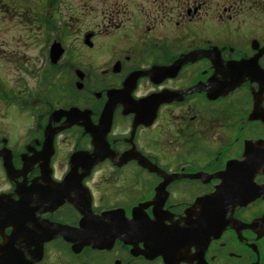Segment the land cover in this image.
Masks as SVG:
<instances>
[{
  "label": "flooded vegetation",
  "instance_id": "flooded-vegetation-1",
  "mask_svg": "<svg viewBox=\"0 0 264 264\" xmlns=\"http://www.w3.org/2000/svg\"><path fill=\"white\" fill-rule=\"evenodd\" d=\"M134 2L113 8L110 39L85 32L97 52L78 65L50 40L66 51L58 63L45 54L46 102L30 103L27 125H0V248L16 255L6 264H264V0ZM128 13H143V32ZM62 64L73 75L58 86ZM35 93L0 85V104L22 110ZM113 211L140 219L146 239L76 252L74 229Z\"/></svg>",
  "mask_w": 264,
  "mask_h": 264
},
{
  "label": "rangeland",
  "instance_id": "rangeland-1",
  "mask_svg": "<svg viewBox=\"0 0 264 264\" xmlns=\"http://www.w3.org/2000/svg\"><path fill=\"white\" fill-rule=\"evenodd\" d=\"M121 0H55V5L59 11L52 13L46 6L47 0H42V13L47 19H51L50 29L46 26H37L35 15L30 7L35 6L34 0H0V85L10 88L19 86L20 88L36 92L26 98L28 103L22 110L11 105L8 109L0 104V125L5 122L28 120V107L34 99H43L46 102V95L42 92L43 85L40 84L45 74L52 70L50 63L45 62V56L49 48V41L54 38L63 40L66 44L67 54L62 59L63 62L72 59L73 64H79L77 59L95 54L96 50L87 48L84 44V34L88 30H95L99 33L98 39H110L114 29L113 23L108 25L111 12ZM126 0L128 8L135 5L134 1ZM53 6V7H54ZM26 12V13H24ZM50 12V13H49ZM143 13L132 15L128 13L123 22L127 25L137 22L141 29L145 30L146 18ZM52 16L53 19H52ZM50 41V42H51ZM46 54V55H45ZM41 70V73L39 72ZM54 70V69H53ZM71 68L64 64L58 66L57 77L54 81L57 85H64L72 79ZM42 75V77H41ZM47 75V74H46ZM71 75V76H70ZM40 86L41 91H38ZM11 95L13 93L11 92ZM28 122H25L27 125Z\"/></svg>",
  "mask_w": 264,
  "mask_h": 264
},
{
  "label": "water",
  "instance_id": "water-1",
  "mask_svg": "<svg viewBox=\"0 0 264 264\" xmlns=\"http://www.w3.org/2000/svg\"><path fill=\"white\" fill-rule=\"evenodd\" d=\"M90 37V36H89ZM88 37V38H89ZM65 53V48L62 46L60 42H54L51 45L50 48V58L53 63L59 62L62 55ZM144 74V72H139L135 76V79L138 75ZM134 79V80H135ZM111 97L110 100L112 108V104L115 103V97L116 93L111 92L109 94ZM79 112L78 109L72 108L69 111H63V110H57L54 112V115L60 114V113H67L69 116H75ZM111 113L110 111V117L107 116V119L109 120V123L111 122ZM74 123V122H71ZM106 125H108V121L105 122ZM53 139H54V131L50 130L47 135V139L45 142V151H50L53 149ZM103 142L98 141V149L91 155L93 160L100 159V151L103 150ZM83 151H79L74 154L73 159L76 161L77 159L81 158L83 156ZM74 176V174H72ZM204 214L207 216L208 214H213L212 210H208L207 207H203ZM123 215L122 211H113V212H107L103 214V216L97 217H88L86 216V219H84L81 222V225L78 229H74L75 236L73 240L75 241L74 250L78 252L81 247L84 244H93L97 247H109L113 244V242L116 239H123L127 243H132L133 239L135 238H142L146 239V235L142 232V224L143 222L140 219H137V222H119L116 220V217ZM128 226V227H127ZM67 227L62 228V233L64 234L66 239H71L68 237V234H70L71 230H67ZM67 234V235H66ZM143 235V237H141ZM134 243V242H133ZM2 251V252H1ZM144 253H147L145 250ZM9 255H6L4 253V249L1 250L0 248V264H6L12 261V259H16V255H13L11 258ZM8 261V262H7Z\"/></svg>",
  "mask_w": 264,
  "mask_h": 264
}]
</instances>
